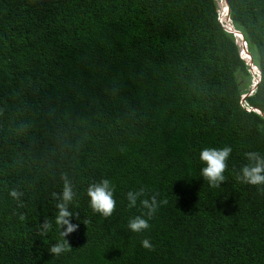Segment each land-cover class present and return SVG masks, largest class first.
Wrapping results in <instances>:
<instances>
[{"label":"trees","instance_id":"obj_1","mask_svg":"<svg viewBox=\"0 0 264 264\" xmlns=\"http://www.w3.org/2000/svg\"><path fill=\"white\" fill-rule=\"evenodd\" d=\"M227 1L261 72L245 99L254 75L219 0H0V264H264V186L237 179L264 155V0ZM225 146L214 188L200 152ZM62 173L79 228L56 256ZM103 179L108 218L87 195ZM136 216L150 227L131 231Z\"/></svg>","mask_w":264,"mask_h":264},{"label":"clouds","instance_id":"obj_2","mask_svg":"<svg viewBox=\"0 0 264 264\" xmlns=\"http://www.w3.org/2000/svg\"><path fill=\"white\" fill-rule=\"evenodd\" d=\"M220 20L225 27L229 24V21H222L221 14ZM231 152L232 148L230 146H225L221 149L204 148L200 152V160L205 165L201 169V176L211 187H219L225 181L224 172L228 167L227 160ZM246 158L249 163L242 167L241 174L237 179L242 183L249 185L264 186V155H261L258 152H248L246 153ZM61 180L63 181L62 192L59 194L52 193L53 198L58 201L55 205L58 210L55 217V224L62 229L60 235L64 238L63 242H58L49 249V253L56 256H59L65 251L71 250V244L66 238L76 232L79 228V224L72 222L73 218H79V213L74 214L69 210V205L76 196V193L73 190L72 181L69 179L67 173L61 174ZM261 191H264V188H261ZM113 192L114 189L108 179H103L99 183L90 184L87 188V195L90 198V208L92 211L99 213L105 218L112 216L116 209V201L113 198ZM10 195L19 200L23 193L13 189L11 190ZM143 195L144 189L135 192H128L127 199L129 201V207H134L138 198ZM160 203H167V201H161ZM141 204L147 209L145 215H147L149 219L152 218L159 207L156 196H152L151 200H142ZM20 219L23 220L24 216L21 215ZM128 227L131 231L138 233L147 230L150 225L148 220L141 216H136L129 221ZM51 228L52 224L47 219L40 225L41 233H47ZM141 243L145 249L151 250L153 247L147 239L143 240Z\"/></svg>","mask_w":264,"mask_h":264},{"label":"water","instance_id":"obj_3","mask_svg":"<svg viewBox=\"0 0 264 264\" xmlns=\"http://www.w3.org/2000/svg\"><path fill=\"white\" fill-rule=\"evenodd\" d=\"M226 2V5H227V14H228V21H229V24L226 25V27L228 28V30L230 32H232L237 38L240 37L241 41H242V56L244 59H246V61L248 62V64L251 66V71L254 75V79H253V84L251 86V89H250V92L248 94H245L243 95V99H245V97L247 95H250L251 92L257 87V83L259 82L260 80V77H261V72H260V69L258 68L257 65L254 64V61H253V58H252V55L250 54V52L248 51V48H247V42L244 38V35L243 33L236 29L234 27V25L232 24V20L230 18V12H229V5H228V1L225 0ZM258 74V75H257ZM258 112H260V110H257ZM261 113V112H260Z\"/></svg>","mask_w":264,"mask_h":264},{"label":"rangeland","instance_id":"obj_4","mask_svg":"<svg viewBox=\"0 0 264 264\" xmlns=\"http://www.w3.org/2000/svg\"><path fill=\"white\" fill-rule=\"evenodd\" d=\"M219 1H220V2H219V3H220V14H221L222 19L225 20V22H226V21H228V14L225 13V12H226V11H225V10H226V7L222 4V1H223V0H219ZM239 42H240V41H239ZM241 42H242V41H241ZM241 42H240V43H241ZM241 45H242V44H241Z\"/></svg>","mask_w":264,"mask_h":264},{"label":"bare ground","instance_id":"obj_5","mask_svg":"<svg viewBox=\"0 0 264 264\" xmlns=\"http://www.w3.org/2000/svg\"><path fill=\"white\" fill-rule=\"evenodd\" d=\"M219 2H220V1H219ZM222 4H223V5L226 7V10H225L226 12H225V13L227 14V5H226V2H225V0H223V1H222ZM221 18H222V17H221ZM222 21H224V20L222 19ZM237 39H238V41H240V42H241V39H240V37H238Z\"/></svg>","mask_w":264,"mask_h":264}]
</instances>
